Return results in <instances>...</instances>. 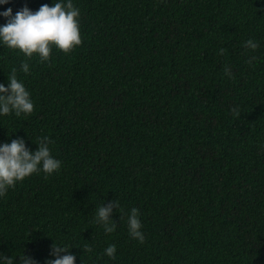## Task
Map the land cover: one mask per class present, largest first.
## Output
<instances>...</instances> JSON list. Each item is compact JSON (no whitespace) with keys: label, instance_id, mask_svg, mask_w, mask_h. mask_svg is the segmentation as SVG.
<instances>
[{"label":"trees","instance_id":"obj_1","mask_svg":"<svg viewBox=\"0 0 264 264\" xmlns=\"http://www.w3.org/2000/svg\"><path fill=\"white\" fill-rule=\"evenodd\" d=\"M73 3L82 42L71 51L34 55L23 73L26 58L0 46V83L16 68L34 102L0 117V143L35 151L47 136L61 161L0 198V253L45 264L53 239L75 264H264V0ZM114 200L106 234L94 212ZM132 207L142 243L128 234Z\"/></svg>","mask_w":264,"mask_h":264},{"label":"clouds","instance_id":"obj_2","mask_svg":"<svg viewBox=\"0 0 264 264\" xmlns=\"http://www.w3.org/2000/svg\"><path fill=\"white\" fill-rule=\"evenodd\" d=\"M10 0H0V5L8 4ZM5 23L0 24V46L22 54L26 59L21 60L19 71L29 73L30 63L34 55L42 62L50 58L53 48L67 53L82 42L80 33V9L73 0H52L51 5L44 3L33 11L27 5L13 14L11 8L0 11ZM245 48L254 52L259 44L254 39L244 41ZM223 52V49H221ZM256 59L250 56L248 63ZM224 73L231 76V69L224 68ZM34 110V102L24 82L17 77V69L13 68L7 76V84L0 83V117L12 114L16 117L29 115ZM235 111V110H234ZM37 149L30 151L23 138L11 139L10 142L0 143V198H3L10 188L16 186L30 175L43 172L51 175L61 167V161L51 154L49 137H39ZM264 150V145H261ZM119 203L114 200L103 202L95 208L94 222L100 225L106 234L116 229V222L111 219L113 208L118 209ZM126 224L129 236L143 242L142 223L139 209L132 207L126 214ZM50 248V257L45 264H75L76 256L70 251L73 247L64 242H55ZM83 249L91 253L90 244ZM116 245L108 244L104 248V255L110 259L116 258ZM19 257V264H37L31 255L25 252L16 256H6L0 253V264H14Z\"/></svg>","mask_w":264,"mask_h":264}]
</instances>
